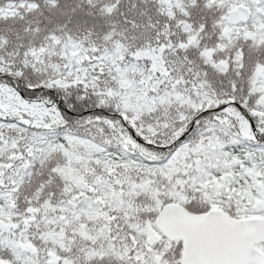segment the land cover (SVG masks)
I'll return each mask as SVG.
<instances>
[{"label": "snow or ice", "instance_id": "snow-or-ice-1", "mask_svg": "<svg viewBox=\"0 0 264 264\" xmlns=\"http://www.w3.org/2000/svg\"><path fill=\"white\" fill-rule=\"evenodd\" d=\"M0 264H264V0H0Z\"/></svg>", "mask_w": 264, "mask_h": 264}]
</instances>
